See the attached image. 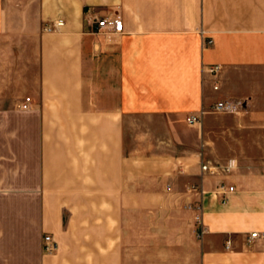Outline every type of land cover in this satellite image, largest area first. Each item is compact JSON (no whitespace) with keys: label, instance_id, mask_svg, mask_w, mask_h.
Wrapping results in <instances>:
<instances>
[{"label":"crops","instance_id":"obj_1","mask_svg":"<svg viewBox=\"0 0 264 264\" xmlns=\"http://www.w3.org/2000/svg\"><path fill=\"white\" fill-rule=\"evenodd\" d=\"M209 124H264V0H0V264H264V149Z\"/></svg>","mask_w":264,"mask_h":264},{"label":"built area","instance_id":"obj_2","mask_svg":"<svg viewBox=\"0 0 264 264\" xmlns=\"http://www.w3.org/2000/svg\"><path fill=\"white\" fill-rule=\"evenodd\" d=\"M64 22L62 20H59L55 23L52 24H48L46 26L43 27V32L46 33H56L59 31V29L61 27L64 26ZM97 25H98V32H103L105 30H108L111 33H122L123 32V21L119 18V17H115V18H103L102 20H98L97 21ZM213 41L210 40L208 42V44H212ZM219 71V67H215L211 70V72L217 74V72ZM30 104H31V98H26L24 103H22L19 107L22 110H28L30 108ZM237 111V105L232 103V102H228V101H222V102H218L210 107H208L207 109H202L199 114H194L191 115L188 118V122L192 125L194 124H199L202 121V117L206 114H219V113H224V114H232L235 113ZM203 170H207V166H203ZM223 192L225 194V201L227 200V191L228 192H233L234 188L233 187H222ZM205 233L204 228L202 227L200 229L199 232V237H203ZM258 237V234H252L251 235V239H255ZM59 249V244L58 242L54 239V237L52 235H47L44 237L43 239V250L44 252H46L47 254H54L55 252H57Z\"/></svg>","mask_w":264,"mask_h":264},{"label":"rangeland","instance_id":"obj_3","mask_svg":"<svg viewBox=\"0 0 264 264\" xmlns=\"http://www.w3.org/2000/svg\"><path fill=\"white\" fill-rule=\"evenodd\" d=\"M208 126V138L211 141V147L214 149L219 147L222 152H231L237 148L245 151L255 149L256 155L263 153L264 124H209ZM130 228L136 229V226H129ZM148 243L150 244V241ZM128 244L130 249L137 242L131 239Z\"/></svg>","mask_w":264,"mask_h":264}]
</instances>
